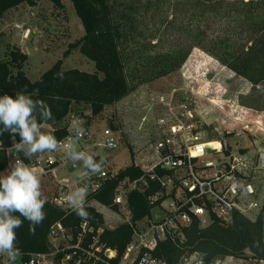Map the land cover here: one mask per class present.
I'll return each instance as SVG.
<instances>
[{
    "label": "trees",
    "instance_id": "obj_1",
    "mask_svg": "<svg viewBox=\"0 0 264 264\" xmlns=\"http://www.w3.org/2000/svg\"><path fill=\"white\" fill-rule=\"evenodd\" d=\"M39 1L0 0V19L11 9L22 4L35 7ZM70 1L81 21L84 36L69 48H79L81 54L93 63V73L77 69L62 71L61 63L57 62L39 79L31 82L23 70L27 56L18 48H13L7 58L0 61V96L9 95L15 98L17 92L37 93L32 99L43 100L52 112V119L43 122V125L53 126L63 122L74 104L88 106L92 117L101 115L106 107L119 103L140 85L179 70L194 48L214 57L222 66L249 80L253 85L264 82V76L253 79L249 75L254 65L248 58L244 60L239 53H231L225 40L209 35L208 27L202 25L209 18V14H218L216 7L221 5V0ZM169 12H172L170 19L167 15ZM149 16L151 22H148ZM252 25L256 27L259 24L253 22ZM170 32H177L179 37L185 38L182 41L178 39V42L164 49L161 47L162 37ZM37 119L40 122L38 115ZM50 134L62 141L67 136L65 124L52 130ZM12 139L20 141L18 134L13 136L5 132L0 135V142L4 146ZM19 156L26 164L29 163L22 152ZM5 165L6 156L0 151V174ZM141 176L140 169L131 165L107 179L97 191L86 197V211L89 213L87 219L78 217L71 208L55 207L48 200L44 206L46 218L40 225L31 226L29 221L20 217L23 225L16 230V244L23 253L21 261L29 262L32 256L49 253L50 229L53 225L60 224L71 234L73 244L77 243L81 234L80 244L85 249H89L94 241V247H101L102 252L99 255L105 262L93 263L90 260L87 264H119L134 234L135 224L151 218V211L156 207L148 198L160 192L161 188L158 183L153 182L148 183L149 187L144 192L128 191L126 206L130 213V222L114 229L102 228V215L89 203L118 211V205L113 203L116 189L123 182L131 184ZM83 223L87 224L91 232L81 233ZM30 227L35 230L30 231ZM182 232L183 249L178 247V240L166 239L157 244L151 253L152 257L163 260L166 264H176L183 254L198 252L209 262L240 255L249 250L256 259L264 260V221L260 216L251 221L234 212L230 225H224L213 218L211 224L204 228H200L196 219H193ZM106 250L115 252V257L110 260L103 257ZM72 252H58L55 255L56 264H60ZM76 259L77 257H72L66 264H74Z\"/></svg>",
    "mask_w": 264,
    "mask_h": 264
},
{
    "label": "rangeland",
    "instance_id": "obj_2",
    "mask_svg": "<svg viewBox=\"0 0 264 264\" xmlns=\"http://www.w3.org/2000/svg\"><path fill=\"white\" fill-rule=\"evenodd\" d=\"M221 1V5L216 7L218 14H209L202 25L208 27L209 35L225 40L231 53H239L244 60L248 58L253 63L249 73L253 79L264 76V0ZM171 13L167 14L169 19ZM149 19L150 16L148 22H151ZM253 22L259 25L254 27ZM16 26L29 29L27 39H23L22 31ZM83 36V26L70 0H40L35 7L22 4L7 11L0 19V61H4L13 48H18L27 56L23 70L31 82L39 79L57 62L61 63L62 71L77 69L93 73V63L81 54L79 48H69ZM184 38L179 37L177 32H170L162 37L161 47L167 49L178 39L182 41ZM168 107L173 108L176 114L190 112L197 132H201L200 142L211 143V147H217V142L226 144L228 154L222 160L220 157L216 159L220 162L234 158L240 161L241 176L255 191L256 208L247 218L254 221L260 216L264 221V158L261 157L264 155V82L255 86L222 66L214 57L194 48L179 70L140 85L119 103L106 107L101 115L92 117L90 108L84 104H74L70 114L81 118L84 126L95 137H100L106 128L119 134L117 151H99L109 171L116 173L134 166L135 161L146 165L153 159V146L159 138L157 122L160 118H168ZM63 125L64 121L53 126L43 125L42 131L50 133ZM38 155L26 158L35 163ZM209 159L213 160L210 157L206 160ZM76 171L64 166L55 171V178L51 174L41 176L43 198L50 201L58 194L61 189L58 181L62 178H66L70 185L77 183ZM119 188L121 193L130 190L127 182H123ZM68 191L70 189L67 188ZM89 205L102 215L103 229H114L130 222V213L125 203L118 205V211L93 202ZM161 217L162 214L154 208L151 218L137 222L134 230L143 232L152 221ZM84 229L89 230L87 224ZM52 242L51 254L45 264H56L55 251H71L75 245L69 232L60 240ZM94 242L86 250L94 252L95 247L90 249ZM183 243L184 239H181L177 243L178 247L183 249ZM81 259L87 260L84 255ZM218 259H232L239 264L238 260L254 263L256 258L249 250H245L240 255ZM19 261L20 258L16 263ZM66 262L65 257L60 264Z\"/></svg>",
    "mask_w": 264,
    "mask_h": 264
},
{
    "label": "built area",
    "instance_id": "obj_3",
    "mask_svg": "<svg viewBox=\"0 0 264 264\" xmlns=\"http://www.w3.org/2000/svg\"><path fill=\"white\" fill-rule=\"evenodd\" d=\"M16 28L22 31L23 39L28 38L29 29L20 26H16ZM167 112L169 113L168 118H160L157 122L159 138L153 146L155 153L153 159L146 165H140L135 161L134 166L140 169L142 176L129 184V191L144 192L149 187L148 183H158L161 188L160 192L151 195L148 199L151 204L156 205L155 208L162 214V217L158 219L159 221L157 219L152 221L153 223L143 232L138 233L134 230L131 241L121 258L120 263L122 264H166L163 260L153 258L151 253L158 243L166 239L173 241L184 239L182 229L187 227L193 219H196L200 228L210 225L213 218L221 223L229 224L234 212L247 217L256 208L255 191L252 185L244 179L245 177L241 176L240 161L235 158H228V161L220 162L216 159L217 157H220V160L225 158L226 144L217 142V147H211V143L200 142L201 132H197L194 117L191 116L190 112L176 114L171 107H168ZM77 118L86 130L83 137L75 136V131L71 127L72 121ZM64 124L67 129V136L60 141L62 145L66 146L68 138L72 137L71 144H77L79 150L87 151L90 154L94 153L95 158H101L99 151L115 152L119 149V134L110 128L103 130L100 137H95L84 126L81 118L71 114L65 118ZM18 142V140L12 139L7 146L0 142V151L4 152L6 156V165L2 171L4 174L10 171V163H13L15 159L22 160L15 150V143ZM208 157L213 158V160L207 161ZM28 165L33 167L40 177L51 174L55 178V171L61 167L64 168V166L76 170L73 167V162L65 155L63 146L54 152L39 153L36 162H29ZM76 167L78 168V164ZM160 172L162 174H159ZM117 173L109 171V166L104 163L101 173L91 175L88 178V195L97 191L107 179ZM67 182L66 178L58 181L61 189L49 201L55 207L70 208L61 199V196L80 185L78 183L70 185ZM71 187L73 188L71 189ZM119 187L116 189L113 200L115 205L126 204L127 193H121ZM67 188L70 191L67 192ZM175 191L180 193L174 194ZM85 225L86 223L81 225V233L87 232L84 229ZM88 232L91 230L89 229ZM66 233L67 231L60 224L53 225L48 235L50 252L32 256L29 262H22L20 259L19 263L16 264H45L46 259L51 254V240L56 242ZM80 243L81 234L78 236L77 243L72 247L73 252L66 256L67 261L72 257H77L74 264H87L90 260H93V263L105 262L99 255L102 252L101 247H95L94 252H92L93 245L92 248L90 247L92 250L90 252L83 248ZM82 255L87 260H82ZM103 257L108 260L113 259L115 252L106 250L103 252ZM238 262H240L239 264H264V260L259 259H255L254 263L241 260ZM0 264H9L6 256L0 255ZM176 264L236 263L232 259L230 261L215 259L207 262L202 254L193 252L183 254Z\"/></svg>",
    "mask_w": 264,
    "mask_h": 264
},
{
    "label": "clouds",
    "instance_id": "obj_4",
    "mask_svg": "<svg viewBox=\"0 0 264 264\" xmlns=\"http://www.w3.org/2000/svg\"><path fill=\"white\" fill-rule=\"evenodd\" d=\"M36 94L17 92L15 98L9 95L0 96V135L5 132L13 136L18 134L20 141L15 143V150L17 153L22 152L27 158L39 153L54 152L63 146L65 155L77 169L75 176L80 186L61 196V199L78 217L87 219V180L91 175L101 173L105 162L103 159L97 160L94 153L79 150L77 144H71L72 137L68 138L65 146L54 135L42 131L43 122L52 119V112L43 100L32 99ZM71 127L77 137L86 134L78 118L72 121ZM46 203L39 174L23 160L15 159L10 163V171L0 174V255L6 256L9 264H16L23 255L16 244V230L23 225L20 217L29 221L31 226L40 225L46 218ZM16 213L19 215H15ZM34 230V227H30V231Z\"/></svg>",
    "mask_w": 264,
    "mask_h": 264
},
{
    "label": "crops",
    "instance_id": "obj_5",
    "mask_svg": "<svg viewBox=\"0 0 264 264\" xmlns=\"http://www.w3.org/2000/svg\"><path fill=\"white\" fill-rule=\"evenodd\" d=\"M258 85H259V84L255 85V86H258ZM54 129H55V128H54ZM54 129H53V130H54ZM261 157L264 158V155H261Z\"/></svg>",
    "mask_w": 264,
    "mask_h": 264
}]
</instances>
